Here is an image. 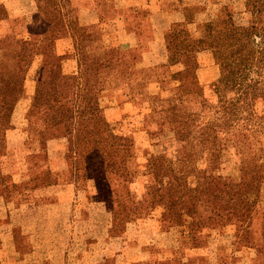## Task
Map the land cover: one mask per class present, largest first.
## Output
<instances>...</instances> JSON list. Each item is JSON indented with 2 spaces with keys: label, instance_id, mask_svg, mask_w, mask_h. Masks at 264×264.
Here are the masks:
<instances>
[{
  "label": "trees",
  "instance_id": "16d2710c",
  "mask_svg": "<svg viewBox=\"0 0 264 264\" xmlns=\"http://www.w3.org/2000/svg\"><path fill=\"white\" fill-rule=\"evenodd\" d=\"M36 4L35 21L74 38L78 59L74 103L52 104L46 98L49 93L44 95L40 88L31 97V108L40 110L52 137L56 127H64L58 136L67 141L73 180L111 179L113 174L124 179L134 177L138 167L133 139L116 134L100 112L105 106L130 105L138 95L145 96L149 101L145 120L159 116L158 132H171L183 141L175 159L150 157L149 174L164 172L162 184L167 193H183L178 216L197 214L199 219L190 223L192 230L201 224H241V239L250 253L243 257L256 264L258 254L264 251V221L258 226L264 218V0L241 3L245 5L241 11L251 14L247 23H239L235 19L237 10L223 1L216 3L219 8L213 15L203 17L197 11L188 20L172 23L164 36L168 62L155 65H143L134 52L137 48L115 45L114 30L100 23L80 24L75 0H36ZM124 13L135 22L139 43L148 42L152 37L150 8L131 6ZM5 15V7L0 4V18ZM34 44L29 35L0 37V161L11 148L23 145L22 140L14 138L21 129L12 119L15 98L6 91L1 64L5 56H14L21 68L28 65L36 55ZM207 49L223 77L231 81L227 91L222 77L212 83L216 103L206 100L197 74L198 54ZM178 63L184 67L171 69ZM151 82L160 90L150 92ZM137 83H143L146 90L134 93ZM117 88L118 94H109ZM166 91L169 94L164 96ZM112 95L117 96L116 104L106 102ZM229 147L240 156L241 177L237 181L227 180L214 170L219 156ZM199 159L206 160L208 168L201 170L196 164ZM152 182H157L155 175ZM16 186L0 166V195L11 193Z\"/></svg>",
  "mask_w": 264,
  "mask_h": 264
},
{
  "label": "rangeland",
  "instance_id": "374dc122",
  "mask_svg": "<svg viewBox=\"0 0 264 264\" xmlns=\"http://www.w3.org/2000/svg\"><path fill=\"white\" fill-rule=\"evenodd\" d=\"M191 1L193 4L187 0H181L180 7L185 12L186 20L194 12L201 10L206 16L215 14L219 8V4L216 5V3L219 1L227 2L232 9L237 10L235 19L239 23H247L251 17L249 12L241 11V8H245V5L241 6L245 0H211V3L207 5L203 3V0ZM21 3H24V11L30 10V0H23ZM261 6L264 13V5ZM5 9L7 17L0 20V33L27 35L29 30L35 41L36 55L31 63L22 65V68L20 64H17L14 56H5L1 64V69L5 72L6 91L15 98L12 119L15 120L18 129H21L14 138L22 140L23 145L11 148L0 161L2 172L9 174L10 179L17 184L11 193L9 191L0 195V217L7 215L5 219L0 218V223L2 221L21 223L13 226L14 230L8 225L0 224V232L7 234L15 232L17 248L20 251L19 254H12L11 251L0 252L3 257L0 258V264H59V258L56 255L51 257L44 252V256L42 248L41 252L35 256L30 257L27 254L33 248V242L29 234L25 232L38 230L37 219H35L37 216L40 218L41 225L46 224L51 227L50 243L53 246H67L70 250L68 264H75L76 251L83 259L78 264H122L123 260L117 254L127 249L132 250L130 245L138 242V238L142 235L147 237L150 243L143 247L142 252L136 251L134 257L142 256L143 252L144 255L151 254V257L147 260L137 259L128 263V256L126 258L127 253H125V264H183V259L192 252L191 250L211 246L220 241L224 242L219 250L221 254L223 253L222 258L226 264H232L235 260V250L243 249L244 254H250L245 248V242L241 239V224L209 227L201 224L192 230L193 225L190 223L197 221L199 216L197 214L189 217L185 214L178 216V209L181 207L179 201L183 193L181 191L167 193L162 184L164 172L154 174L157 182L155 184L152 182L154 175L149 174L147 169L150 157L159 155V160L175 159L183 141L171 132H158L160 130L159 116L152 117V121L151 118L145 120V114L149 111V101L145 96L138 98V95L130 105L105 106L100 112L101 116L110 122L116 134L133 139L136 147L135 162L138 167L134 177L124 179L113 174L111 179L104 176L80 179L77 183L80 187L79 193H63L59 184L73 180L71 162L67 157L69 154L67 141L58 136V133L64 132L65 129L63 126L56 127L54 129L56 134L52 137L47 132L40 110L31 108V97L32 92L40 88L44 91V95L45 92L49 93L46 98L52 104L74 103L77 91L76 72L72 71L73 63H63L66 58H71L74 51H67V54L59 53L60 43L61 46L70 45L69 41H60V37L66 34L57 31L47 23H37L32 16L34 12L11 16L9 9L6 7ZM165 50L167 54L165 63H167L166 43ZM134 52L141 57L140 50L135 49ZM198 62L197 74L203 84L206 100L216 103L218 97L212 83L222 77L223 88L227 91L231 89V81L223 77L210 50L199 52ZM182 67L184 64L178 63L171 66V69L177 70ZM133 86L134 93L146 90L143 83ZM118 89H111L109 94H118L120 92ZM148 90L155 92L160 88L159 85L151 82L148 84ZM163 93L164 96L169 94L167 91ZM120 98L125 100L122 95ZM111 101L116 104L117 96H108L106 102ZM196 164L202 168L201 170L209 166L207 161L202 159H199ZM239 165V154L235 148L229 147L219 156L214 170L227 180L237 181L241 177ZM212 169L211 167L209 170ZM124 171L127 170L124 169ZM262 194L264 195V187ZM198 208L203 210L202 205ZM73 217L84 218V222L73 223ZM260 221H264V218L259 220L258 226ZM163 231H167L168 236L178 237L177 248L164 250L158 245L157 242H162L163 239L158 234ZM37 236L42 238L39 232ZM39 240L42 241L43 238ZM229 241L232 242L227 245ZM4 243L8 244L3 248L8 247L5 248L8 250L12 247L10 239L5 240ZM1 245L2 241H0ZM203 258L206 259L201 257ZM48 260H51V263L45 262ZM242 264H252V262H249L246 257L245 263ZM256 264H264V251L258 254Z\"/></svg>",
  "mask_w": 264,
  "mask_h": 264
},
{
  "label": "crops",
  "instance_id": "0c3cea01",
  "mask_svg": "<svg viewBox=\"0 0 264 264\" xmlns=\"http://www.w3.org/2000/svg\"><path fill=\"white\" fill-rule=\"evenodd\" d=\"M31 4H29V9L24 11V3L23 0H0V4H3L4 7L9 9V13L11 16H17L19 14L23 13H31L36 12L37 10V4L36 0H30ZM189 3L193 4L191 0H187ZM208 1L210 0H203V3L205 5L208 4ZM183 2V1H182ZM181 0H75V6L77 8V15L80 24L82 25H91L100 23L102 26H105L106 28H110L114 30V41L115 45L123 48V49H130V48H137L141 51V63L143 65H155L160 63H165L167 61V54L165 48V32L166 30L171 26L172 23L178 22V21H185V12L180 7ZM218 5V4H216ZM131 6H146L150 8L149 13V25L152 30V37L148 42L139 43V37L135 33L133 25L135 22H132L129 20L127 15L124 13V10ZM179 6V7H178ZM6 10V9H5ZM201 15L204 17L206 14L201 10ZM34 13L32 16H34ZM7 17L0 18V20H4ZM6 22V21H5ZM39 23V22H37ZM26 35V34H24ZM27 35H29L31 38V33L28 30ZM26 35V36H27ZM8 36L6 34H1L0 37ZM65 40L69 41V46H61V43L59 45V53H65L67 54V51L73 52L74 54L71 56V58H66L63 63H73V70L77 73L78 71V59L75 54V48H74V38L71 34H66L63 37H60V41ZM79 184H77L76 181L71 180L66 183H60L59 186L61 187V191L63 193H73L77 194L80 191V187H78ZM94 207V204H92ZM96 206V205H95ZM98 207V206H97ZM18 208V207H15ZM19 210V208L17 209ZM5 217H0L1 219H5ZM34 219V218H33ZM32 219V222H33ZM37 228L38 230L25 232L29 234V238L33 242V248L29 250L27 253L28 256H35L41 252V248L43 249V255L45 252V255H49L52 257V255H56L59 258L58 263L59 264H68L69 254L71 253L70 250L66 247H61L60 245H52L50 242L51 237V227L49 225L43 224L41 225V221L39 216H37ZM92 220V219H91ZM97 220V219H95ZM99 219L97 220V222ZM73 223H81L84 222V218L81 217H73L72 218ZM1 225H8L10 226V229L14 230L13 226H16L18 224L17 222H6L2 221L0 223ZM1 231V230H0ZM38 232L40 233L41 237L43 238L42 241H40L37 236ZM155 235V234H153ZM158 235H161L162 242H157L160 247H163L164 250H172L174 248L178 247V237L174 238V236H168L167 231H163V233H159ZM150 236V235H149ZM163 236V237H162ZM170 237V238H168ZM15 232H11V234H7L6 232H0V241H2V247L0 246V252L4 251H11L12 254H19L20 251L17 248V239H16ZM11 240V248L8 250L4 247V245H7L8 243H4L5 240ZM159 241V240H158ZM42 242V243H41ZM232 241H229V244H231ZM135 243V244H134ZM132 243L131 249L132 250H124L118 257H121L123 260L121 263H126V258L128 263H131L132 261L141 260V259H149L151 257V254H147L143 252L142 256L134 257L136 254V251L141 252L143 251V247L150 243L149 239L147 237H144L143 235L138 238V242ZM224 242H215L211 244V246H207L204 248H197L194 250H191L187 257H185L183 264H226L224 262V258H222V254L220 252V247L223 245ZM54 247V249H52ZM226 247V246H224ZM231 250V249H230ZM80 251V250H79ZM73 253V252H72ZM125 253L126 258H125ZM131 253V254H129ZM76 257L74 259V263L78 264L81 259V256L79 252H75ZM44 255V256H45ZM194 255H199L201 257H205L206 259H201V257H196ZM243 249L241 250H235V260L232 264H242L245 263V259L243 257ZM0 258L1 257L0 255ZM5 258H8L5 256ZM163 259L162 257H160ZM18 260V258H16ZM16 260V262H17ZM51 263V260L45 261ZM249 262H252L249 260ZM231 264V263H229ZM253 264V262H252Z\"/></svg>",
  "mask_w": 264,
  "mask_h": 264
}]
</instances>
